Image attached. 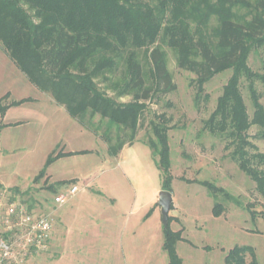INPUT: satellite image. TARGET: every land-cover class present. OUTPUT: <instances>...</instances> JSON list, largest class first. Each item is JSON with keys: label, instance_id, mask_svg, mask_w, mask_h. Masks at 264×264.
Segmentation results:
<instances>
[{"label": "rangeland", "instance_id": "rangeland-1", "mask_svg": "<svg viewBox=\"0 0 264 264\" xmlns=\"http://www.w3.org/2000/svg\"><path fill=\"white\" fill-rule=\"evenodd\" d=\"M244 1L250 7L238 5L230 9L233 20L240 23L250 19L256 0ZM217 25L216 16L211 14L201 30L202 38L212 48H215ZM189 29L194 32L193 21H189ZM155 46L164 54L174 89L166 94L154 93L144 102L146 108L136 141L131 144L138 161L123 165L128 173L131 170L134 173V178L129 177L130 182L132 186L134 182L143 197L147 191L163 186L157 159L146 144L154 140L150 122L164 123L170 160L169 215L176 216L171 228L182 229L183 240L176 244L182 264H225L226 254L234 247L249 248L256 264H264V201L255 183L231 159L233 148L228 146L229 141L204 127L232 72L216 73L203 83L200 91L195 76L177 67L176 50L158 40L147 49H132L135 60L146 73V85L153 84L148 53ZM107 55L98 54L95 59ZM122 56L115 60L113 72L98 75L94 82L109 97L128 103L131 95L117 98L112 88L108 89V86L122 89L129 78L125 66L128 55ZM247 64L253 72L264 76V47L253 48ZM254 87L264 107L263 83L256 80ZM240 89L251 117L252 102L243 79ZM98 120L96 117L93 122L98 124ZM77 125L63 106L28 80L0 43V211L10 202L26 204L34 214L47 216L53 227V241L48 250L26 256L16 264H168L162 248L160 217L158 221L155 218L145 222L135 236L129 228L126 230L122 212L130 207L133 187L129 181L122 180V167L105 150L100 138L104 125L94 134L93 144L84 136L81 138ZM257 133L255 126L248 130V141L254 147L249 152L264 154V140ZM90 146L94 150L92 154L77 153L76 158L63 161H57L61 157L55 158L70 148ZM49 158L54 160L48 161ZM258 169L264 171V165ZM86 171L92 172L94 179L81 187V181L72 178ZM202 182L221 188L228 197L222 193L212 195ZM72 185L78 186V192L59 207L56 196L66 193ZM159 192H154V203ZM110 199L118 200V204H111ZM215 202L222 205L218 215L212 211ZM60 218L66 225L63 228ZM134 223L131 217L130 224ZM86 230L87 234L83 232ZM95 234H100L99 242H93ZM251 261L247 253L245 264Z\"/></svg>", "mask_w": 264, "mask_h": 264}, {"label": "trees", "instance_id": "trees-1", "mask_svg": "<svg viewBox=\"0 0 264 264\" xmlns=\"http://www.w3.org/2000/svg\"><path fill=\"white\" fill-rule=\"evenodd\" d=\"M238 5L250 7L244 0H0V43L28 80L63 106L81 126L97 135L104 125L100 138L110 157L136 141L146 108L144 102L154 93L166 94L174 89L158 46L148 53L152 85L145 84L146 73L132 49H147L158 40L175 49L177 67L195 76L200 91L216 73L231 70L204 127L229 141L228 146L233 148L231 159L255 183L264 201V171L258 169L264 165V154H251L254 147L248 141L252 126L258 129V138L264 140V107L254 87L256 80L264 86V76L247 64L251 50L264 47V0L255 1L250 19L243 23L233 20L230 13ZM211 14L218 20L215 48L201 34ZM189 21L195 24L193 33ZM105 53L109 56L95 59ZM124 53L128 55L125 66L129 78L122 89H108L112 88L117 98L131 95L128 103L109 97L94 82L98 75L113 72L115 60ZM242 79L247 82L252 102L251 117L241 95ZM96 117L98 124L93 122ZM150 127L154 140L150 139L146 146L162 174L160 190L170 192L166 127L157 121H151ZM68 155L72 154L59 153L55 158ZM202 185L212 195L222 193L228 197L221 188L208 182ZM212 211L220 214L222 205L215 202ZM172 221L168 216L167 226L162 229V248L168 264H182L176 254V244L183 240L182 229L174 231ZM247 253L252 258L250 264H256L246 247L229 250L224 262L245 264Z\"/></svg>", "mask_w": 264, "mask_h": 264}, {"label": "built area", "instance_id": "built-area-1", "mask_svg": "<svg viewBox=\"0 0 264 264\" xmlns=\"http://www.w3.org/2000/svg\"><path fill=\"white\" fill-rule=\"evenodd\" d=\"M79 190L72 185L66 193L58 194L55 203L64 205ZM52 225L42 214L26 205L10 202L0 211V264H16L31 254L48 250Z\"/></svg>", "mask_w": 264, "mask_h": 264}, {"label": "crops", "instance_id": "crops-1", "mask_svg": "<svg viewBox=\"0 0 264 264\" xmlns=\"http://www.w3.org/2000/svg\"><path fill=\"white\" fill-rule=\"evenodd\" d=\"M50 99L53 101L51 96H50ZM77 124L78 125H77L76 130H77L78 134L81 136V138H83L82 136H84V138L86 140L92 141V144H93L94 140H96V136L94 135L92 130L90 128L81 126L78 122H77ZM85 136H87V137H85ZM104 147H105V150H107L105 144H104ZM133 147H134V145H124L123 148L121 149V151L119 152V154L116 157H113L116 159L117 163L120 164V166L122 167L121 168V170H122L121 175L123 178L122 180L124 182L129 181L130 184H131L130 178H134V173L132 172V170L130 173H128L127 170H125V167L123 165H126L128 162L130 164L131 161H138L136 159V155L133 152V149H132ZM93 152H94V150H92L91 146L87 147V148H77V149L76 148H70L69 150L64 151V153H71L73 156H68V157L62 156L57 161H61V160L63 161V160H66L68 158L69 159L76 158L75 156H78L77 153L81 154L82 156H85L88 154H92ZM103 159L106 161L108 158H106V159L103 158ZM123 167H124V169H123ZM72 179H76V180L79 179V181H81V183H80L81 187H85V186L89 185V183H91V181L94 179V177H93L92 172L86 171L83 173L80 172V174H78V176H75V178H72ZM132 183H133V186H132V184H131V186L133 187V196H131L130 207L128 208L127 211L122 212V217L124 218L123 222H125L126 230L129 228L131 235L135 236V235H137V231L142 229L141 226L145 222H150V221L154 220L155 218L158 221L159 217L161 218L160 208H159L157 202L154 203V192L158 193L161 190H160V188H157L155 190L151 189V190L147 191L145 197H143V193L141 191L137 190L136 186L134 185V182H132ZM69 188H68V190H69ZM82 192L84 193L85 191H82ZM73 197H71V198L73 199ZM109 201L113 205L118 204V200H116V199H110ZM144 205H145V209H144ZM150 205H152V206H150ZM171 206H172V203H171ZM171 209L172 208L170 207L169 212L171 211ZM168 216L173 218L174 222L176 221V216L169 215V213H168ZM131 217L135 222L134 224H130ZM62 219L63 218H60V221H61L60 228H63L65 225L62 223L63 222ZM51 225H52V223H51ZM170 226H171V224H170ZM162 227H163V225H162ZM66 229H68V227H66ZM83 232L87 234V230L83 231ZM100 238H101L100 234H97L92 239L94 240L93 242H95V241L99 242ZM52 241H53V233H51V237H50L48 246L52 245Z\"/></svg>", "mask_w": 264, "mask_h": 264}, {"label": "water", "instance_id": "water-1", "mask_svg": "<svg viewBox=\"0 0 264 264\" xmlns=\"http://www.w3.org/2000/svg\"><path fill=\"white\" fill-rule=\"evenodd\" d=\"M172 197L168 191H160L158 194L157 204L160 208L161 223L163 227L167 226L168 213L171 207Z\"/></svg>", "mask_w": 264, "mask_h": 264}]
</instances>
